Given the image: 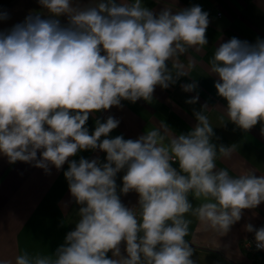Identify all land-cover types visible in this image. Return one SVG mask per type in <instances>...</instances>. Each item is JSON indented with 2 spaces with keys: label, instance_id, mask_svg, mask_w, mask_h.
I'll return each mask as SVG.
<instances>
[{
  "label": "clouds",
  "instance_id": "1",
  "mask_svg": "<svg viewBox=\"0 0 264 264\" xmlns=\"http://www.w3.org/2000/svg\"><path fill=\"white\" fill-rule=\"evenodd\" d=\"M38 3L50 17L67 16L68 24L35 14L0 31V155L46 173L67 163L63 175L78 219L54 253L23 250L0 264H196L185 239L188 217L226 234L243 210L264 203V175L217 167L236 146L213 142L206 104L193 113L195 127L179 135L161 122L136 139L110 138L120 123L113 116L96 119L91 133L86 125L123 100L151 102L157 86L167 89L189 75L181 57L207 45L208 12L193 5L157 13L142 0ZM7 19L0 12V21ZM209 64L227 105L220 125L226 116L243 131L261 124L264 134V39L232 37L215 48ZM181 87L193 92L197 84ZM198 100L197 94L186 103ZM86 150L106 153L105 162L72 159ZM129 192L138 195L134 207L121 201ZM245 229L264 250V226Z\"/></svg>",
  "mask_w": 264,
  "mask_h": 264
},
{
  "label": "crops",
  "instance_id": "2",
  "mask_svg": "<svg viewBox=\"0 0 264 264\" xmlns=\"http://www.w3.org/2000/svg\"><path fill=\"white\" fill-rule=\"evenodd\" d=\"M99 0H72L73 6L87 7ZM119 2V0H118ZM142 3L159 12L165 7L173 11L199 5L209 14L206 31L207 45L200 52L189 49L181 57V62L189 75L179 78L175 85L167 89L157 86L151 102L143 99L132 103L121 101V107H112L90 116L87 127L94 131L95 120L104 121L113 116L120 121L109 136L123 135L125 139H136L153 127L164 122L175 135L187 133L197 123L193 115L202 105L210 110L208 115L213 125V142L217 145H235L236 150L227 159L217 161L218 168H226L231 175L251 170L257 176L264 175V134L261 124L248 131L237 128L227 121L220 125L219 117L226 109V101L217 95L214 87L218 77L210 72L209 60L220 43L232 37L255 43L264 39V0H142ZM0 12H7L9 19L0 21V31H7L17 23H22L29 15L39 14L42 18L59 19L67 26V16L50 17L38 0H0ZM194 61L188 67V60ZM195 82L193 92H185L181 85ZM199 95L196 104L186 103ZM39 155V153H38ZM80 157L89 160L99 158L105 162L106 153L99 150L81 151L72 159ZM176 167L177 165H173ZM50 171L25 162L9 163L7 157L0 155V259L13 260L19 251L31 253H54L64 243L66 234L74 230L78 219L79 206L72 199L68 183L61 170L49 166ZM124 172L117 174L116 182L122 187ZM121 201L128 207L137 205L138 195L129 192L121 195ZM191 199V198H190ZM194 205L198 202L193 200ZM192 223L189 235L185 238L193 247L192 259L196 264H264V250L254 245V233L246 231L245 225L251 223L255 228L264 226V203L255 209L243 210L239 222L220 235L189 216ZM123 251V245H122ZM111 255V253H109Z\"/></svg>",
  "mask_w": 264,
  "mask_h": 264
},
{
  "label": "built area",
  "instance_id": "3",
  "mask_svg": "<svg viewBox=\"0 0 264 264\" xmlns=\"http://www.w3.org/2000/svg\"><path fill=\"white\" fill-rule=\"evenodd\" d=\"M254 245L256 246L255 242H254Z\"/></svg>",
  "mask_w": 264,
  "mask_h": 264
},
{
  "label": "water",
  "instance_id": "4",
  "mask_svg": "<svg viewBox=\"0 0 264 264\" xmlns=\"http://www.w3.org/2000/svg\"><path fill=\"white\" fill-rule=\"evenodd\" d=\"M45 19H47V17H45Z\"/></svg>",
  "mask_w": 264,
  "mask_h": 264
}]
</instances>
